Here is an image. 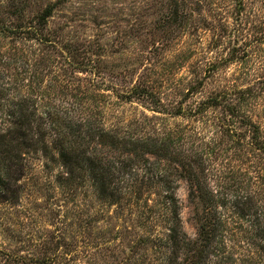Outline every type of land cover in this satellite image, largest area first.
Listing matches in <instances>:
<instances>
[{"label":"rangeland","instance_id":"obj_1","mask_svg":"<svg viewBox=\"0 0 264 264\" xmlns=\"http://www.w3.org/2000/svg\"><path fill=\"white\" fill-rule=\"evenodd\" d=\"M237 3L0 0V25L11 30L0 33V71L10 61L8 69L14 74V82L0 78V88L10 89L1 93L0 108L34 92L42 117L35 124L46 120L50 126L57 120L61 125L71 117L97 121L121 137L159 136L167 141L172 131L176 150H207L222 137L221 110L208 109L204 117L195 114L199 103L237 89L264 90V0ZM47 7L54 9L46 30L57 42L55 49L37 41L31 31H18L37 26ZM234 48L237 53L228 62ZM141 88L149 97L138 96ZM261 95L263 100L244 103L243 112L264 125V91ZM117 154L113 159L128 162V168L119 161L112 173L124 181L122 187L133 182L138 190L144 186L142 201L150 199L152 213L142 217L138 209L123 206L127 200H102L93 182L80 181L64 190L59 184L63 166L40 153L29 154L20 199L12 203L0 198V264H168L171 250L163 244L167 237L159 219L163 187L170 188L178 202L184 232L195 239L199 202L190 198L191 186L174 163V153L164 159L139 157L140 152ZM151 169L160 170L157 178L169 182L155 183L148 191ZM130 170L134 176L129 179ZM151 218L159 219L155 229Z\"/></svg>","mask_w":264,"mask_h":264},{"label":"trees","instance_id":"obj_2","mask_svg":"<svg viewBox=\"0 0 264 264\" xmlns=\"http://www.w3.org/2000/svg\"><path fill=\"white\" fill-rule=\"evenodd\" d=\"M242 3L243 0H238L237 4L242 6ZM53 12L52 7H47L36 20L37 26L18 28L19 33L28 34L31 31L37 41L57 48V42L50 38L51 33L46 30ZM8 31H11L10 28L0 25V33ZM232 52L228 62L234 59L236 48ZM10 65L9 61L7 69L0 71V78L12 82L14 74L8 69ZM23 77L24 74L19 82ZM258 89H237L232 94L223 92L199 103V110L195 114L203 115L208 109L221 110L218 119L222 121V137L207 150L189 153L175 149L177 146L172 142V131L168 132L167 141L159 136L121 137L114 128L107 129L97 121L75 120L71 117L61 125H57V120H53L50 126L46 120L35 124L42 117H38V108H35L36 94L29 92L0 108V116L8 117L6 122L0 117V198L12 203L20 199V180L26 169L25 157L40 153L49 161H58L63 166L59 184L64 190H71L80 181L93 182L92 186L102 200L109 203L127 200L123 206L127 205L130 211L138 209L141 216L145 217L146 213H152L155 209L149 206L150 199L142 201L140 193L145 187L138 190L134 182L127 187L120 186L124 181L116 178L112 169L118 170L115 166L119 161V165L122 162V167L126 169L128 162L113 158L118 152L120 156L140 152L142 155L139 157L151 154L164 159L172 151L176 156L174 163L179 165L184 173L182 177L191 186L190 198L199 202V210L196 214L198 235L191 239L184 232L180 207L173 193H170V188H162L166 195L159 219H163L167 237L163 244L171 250L168 264H177L180 255L183 258L178 264H264V125L243 112L244 103L263 100L261 92L264 90L259 92ZM3 91L10 89L0 88V97ZM228 94L232 99H228ZM138 96L149 97V93L141 88ZM235 99L238 100L237 104L232 103ZM227 100L232 101L229 103ZM47 116L51 120L52 115L49 113ZM48 135H51L50 138H47ZM227 145L229 147L224 148ZM109 153H113L112 159L107 158ZM214 160L218 161L216 166ZM149 171L151 182H148L149 189L146 184V190L154 189L155 183L164 186L169 182L167 178H157L160 170ZM126 174L129 179L133 175L131 170ZM159 219L151 218L152 228L155 229Z\"/></svg>","mask_w":264,"mask_h":264}]
</instances>
